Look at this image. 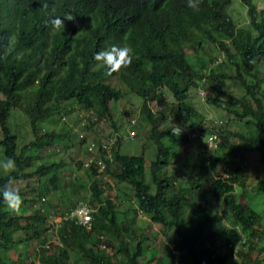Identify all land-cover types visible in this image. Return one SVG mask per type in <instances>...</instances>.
I'll return each instance as SVG.
<instances>
[{"label":"trees","instance_id":"16d2710c","mask_svg":"<svg viewBox=\"0 0 264 264\" xmlns=\"http://www.w3.org/2000/svg\"><path fill=\"white\" fill-rule=\"evenodd\" d=\"M46 1L20 0L13 9L0 3V159L11 157L17 166L11 172L0 170V186L7 183L11 188L17 180L36 177L39 203V208H24L37 202L18 190L23 214L0 202V264H34L30 254L38 264H227L234 254L228 243L236 245L241 233L246 242L235 253L237 264H264L262 216L248 200L242 203L239 199L247 176L242 162L254 152L264 165V8L253 0H238L248 18L238 23L231 14H239L233 0H199L195 9L186 0H161L147 3L155 10L144 29L137 25L129 30V23L117 22L107 12L95 23L96 8L85 0H60L62 12L48 4L44 7ZM60 12L73 19H63L64 29L55 32L47 21ZM90 32L91 37L84 40ZM104 40L124 42L132 49L133 59L118 78L123 90L107 82L112 70L94 58ZM220 56L222 62L212 65ZM209 72L207 102L233 114L243 126L224 136L226 141L230 136L235 139L230 148L219 143L211 153L183 157L180 162L174 147L187 137L176 135L171 127L160 128L159 123L180 122L187 129L208 132L210 124L205 123L204 114L187 99L190 87ZM225 81L240 87L243 95L234 97L221 89ZM166 91L172 93L171 106ZM127 93L142 98L138 121L146 124L142 135L154 144L148 168L143 151L121 153L118 141L113 161L105 160L103 173L98 171L97 159L105 151L98 149L95 154L84 147V161H76L68 179L61 159L39 164L26 154L25 150L40 151L67 139L70 128L61 118L71 110L90 112L95 118L90 128L101 119L112 120L110 103ZM149 101L159 106L157 111H152ZM12 109L27 117L35 135L19 152L8 121ZM45 123L50 127L43 130ZM111 124L116 130L115 122ZM94 154L95 160L85 165V159ZM173 163L176 170L166 169ZM189 167L214 173L206 201L200 179L178 182L180 171ZM104 176L131 186L137 208L120 209L118 200L125 199L108 196ZM70 186L76 191L74 197ZM255 190L264 194L263 180ZM56 197L62 211L87 203L90 227L85 228L77 218H62L47 232V213ZM191 197L199 198L193 207ZM137 211L161 226L159 247L155 245L157 231L147 233L136 227ZM20 231L25 238L16 236ZM32 239L35 245L29 251ZM223 240L226 248L220 254L218 244ZM254 251L259 254L252 259Z\"/></svg>","mask_w":264,"mask_h":264},{"label":"rangeland","instance_id":"374dc122","mask_svg":"<svg viewBox=\"0 0 264 264\" xmlns=\"http://www.w3.org/2000/svg\"><path fill=\"white\" fill-rule=\"evenodd\" d=\"M254 1H258L257 5L259 8L264 7V0L263 2L262 0H254ZM238 3H239L238 0H233L232 5L235 7L237 11H239V14L234 15V12L232 11L231 13L234 19L238 21V23L246 22L248 18L245 13V8L241 7ZM111 82L114 81L112 80ZM199 89L200 88L196 87L190 90L187 103L204 114L205 117L204 121L207 124L211 123V121H216L219 124H221L220 123L221 120L225 121L224 125L218 127L217 130L220 133V138H221L220 143L225 144L227 149L230 148L232 143H234L235 139L230 136L229 138H227L228 140L226 141L224 136L226 137L228 131L232 132L238 129H242L243 126L242 121L236 119L233 114H230L229 112L225 111L222 107H218L208 103L206 100L207 99L206 97L208 95L205 97L201 96ZM221 89L228 91V93L232 94L234 97H240L243 95L242 89L240 87L231 84L230 81H225L224 85L221 86ZM206 90L208 91V89ZM166 92L167 94L165 95H166V100L168 102V106H171L174 100L172 99L171 93L168 91ZM141 100L142 99L140 97H137L134 94L131 93L127 94L117 103L111 104L112 115H113L112 120H109L107 118L102 119L101 121H97L95 124H93L91 128H90L91 122L94 120V117L91 113L86 112L84 110H75L74 112H70L65 115V118L62 119L65 125H67L70 128L69 129L70 134L67 139H65L62 143L59 142L58 144H54L52 147H48L40 151L34 149L25 150L26 154L34 158L39 164L42 162L56 161L61 159L67 166L64 176H68L66 177L68 179L69 174H71L70 170L71 171L73 170L76 161H79L81 159L83 160L85 154L84 144L88 139L95 138V139L105 140L106 137L113 135V133L116 132L118 133V136L121 137L120 138L121 153L140 154V152L143 151L146 157V168H148L149 165L148 163L153 157L152 152L154 146L153 142L146 140V137L142 135V131L145 133L148 127L141 120L138 121V119L136 120L137 126L130 127V125L128 124V118H126L123 115L124 111H128L130 116L131 114H134V116H138L139 104L141 103ZM149 106L152 109V111H157L159 107L154 101H150ZM168 112H169V108H168ZM8 121L10 123L12 131L15 133L17 137L16 146H17V152H19V150H21L22 147L28 145L30 141L35 139V135L31 129L29 120L19 110L12 109ZM112 121L115 122L116 124V130H114V128L112 127L111 124ZM43 126H44L43 130L50 127L49 125H47V123H45ZM57 126L60 127L59 124H57ZM176 126H181V125L174 124L171 121L159 123L160 128H166V127L174 128ZM215 126L216 125H214L213 128ZM129 131L136 133V135L133 136V139L128 138V136H130L128 135ZM184 142L185 143L174 147V152H175L174 156L178 155L179 157L181 155L180 162L182 161L183 156L195 157V155L202 149V147H204V145H202L201 140L192 139V140H186ZM178 160L179 159H177L176 162ZM173 164H171V166L167 167L166 169L176 170V166L175 164L174 165ZM242 164L247 176L244 178V184L241 187V189H244L245 192L242 194L239 193V199L242 203H246V200H248L250 203L253 204L255 211L262 216L261 222L263 224L262 228H264V200L262 198L264 197V194L258 195L255 192L256 191L255 186L257 182L259 180L264 181V165L259 161L258 154L254 152L250 153L245 158L244 162H242ZM192 168L189 167L186 171L179 170L180 173L178 174L179 175L178 182H187V181L192 182L194 180L200 179L203 182V186L201 188V191L204 194L203 199L204 201H206L210 197V194L208 192L209 179L215 177V175L214 173L208 170L206 171L199 168H193V169ZM219 171L223 175H225L222 169H220ZM37 182L38 181L36 177H32L24 180H17L11 184V188L13 190L20 191L22 196L26 198L35 197V201L37 202L38 196H35L37 195L36 194L38 188ZM102 183L106 185V188H104V190L106 189L107 193H109L108 196H110L113 200L117 199L116 197L118 198L121 197L125 199L123 201L118 200V205L120 206V209L122 210L126 208L132 209L133 207L137 208V202L134 201L135 200L134 190L131 186L123 182L114 183V185L111 186L107 182V179L106 181H104L103 179ZM238 184L239 182L237 181L236 183L237 189L239 187ZM69 191L72 197L76 195V191L73 186H70ZM250 196L251 198H249ZM59 199H60L59 197H56V200L51 204L49 208V211L47 213L48 215L47 227H49L48 220L50 218L51 220L53 219L52 216L57 217L63 212L60 206L57 205V203L60 202ZM198 199L199 198L197 197L196 198L191 197V200L189 201L190 205L192 207L195 206L197 202H199ZM38 204H39L38 202L34 206L28 204L24 208H32V207L39 208ZM208 204L214 206L217 203L209 202ZM24 208L21 207L18 213L23 214ZM32 210H29L28 213H31ZM136 215L137 217H136L135 225L138 228V230L145 229L147 233H152L154 231H157L159 238L155 242V245L156 247H159L160 246L159 239L161 240L163 239L160 232L162 231L161 226L159 224H155L151 222L150 217L144 213H141L140 211H137ZM129 216L131 215L129 214ZM44 227H46V225ZM16 236L22 239L25 236V232L20 231L17 233ZM225 244H226V240H223L218 244L217 250L220 254H223L225 252V248H226ZM34 245H35V240L34 239L30 240V243L28 245L29 251L33 248ZM11 253H12V258H16V254L14 253V251H12ZM159 254L162 255L161 250H159ZM258 254L259 253L257 251H254L252 253V259ZM29 256H30V260L34 261V264H37V261H35L36 259L34 258V256H32L31 254ZM232 262L237 264L235 260H232Z\"/></svg>","mask_w":264,"mask_h":264},{"label":"clouds","instance_id":"9594fccd","mask_svg":"<svg viewBox=\"0 0 264 264\" xmlns=\"http://www.w3.org/2000/svg\"><path fill=\"white\" fill-rule=\"evenodd\" d=\"M19 1L20 0H0V3L4 4V5H8L10 8L13 9L14 6L17 5L16 2L19 4ZM159 1H161V0H114V1H112V0H85V4L96 8L94 10L95 15L93 16V21L95 23H98V19L102 18L105 15V13L107 12L109 17L116 19L117 22L129 23V30L130 29L134 30L137 25H139L141 29H144L145 24L147 23V19L149 18L148 15H151L155 10L154 7L148 5L147 3H149V2L157 3ZM257 2L258 1H255L256 5H257ZM262 2H263V0H262ZM47 4H48L49 8H52L55 10L59 9L62 12V5L60 4V0H47L46 3L44 4V7ZM186 4L189 8L195 9L199 5V0H186ZM243 8H245V7L243 6ZM140 9L142 11H140ZM61 12L57 16H50L48 21H47L48 23H50L52 25V29L55 32L57 31V29H61V30L64 29V20L63 19H67V20L73 19L72 15H70L69 13L67 15L60 16ZM1 14L4 16V10H2ZM87 16L88 15H84L83 19H87ZM117 31H118V29H117ZM90 37H91V32L86 34L83 39L87 40ZM100 49H101L100 51H98L94 54V58L97 61H100L104 66H106L107 68L112 70L110 72V75L107 78V82H109L112 87L121 88L123 90L124 84H120L118 78H119V74L122 71H124L125 69H127V65L133 59L132 49L130 47H128L127 43L122 42L120 44H117V43H114V42L109 41V40H107V42H106V40H104V45L101 46ZM97 50H99V49H97ZM222 59H223L222 56H220L215 63H212V65H216L217 62L221 63ZM260 73H261V75H260ZM211 75H212V73H210V72L207 73L206 75H204V77L198 81V84L196 86L190 87L189 92L192 88L198 87V88H200L199 91H200L201 96L205 97L208 95L207 97H209L211 95V88H210L208 83H209V77ZM258 75L262 76L263 72L259 71ZM112 80L114 82H111ZM206 89H208V91ZM163 91H165V90L163 89ZM0 94H1V92H0ZM127 94H130V93H127ZM131 94H133V93H131ZM165 94H167V92H165L164 95ZM126 95H123L119 100L124 98ZM134 95H136V94H134ZM171 95H172V93H171ZM137 97H139V96H137ZM2 98H3V95L1 94L0 99H2ZM165 98H166V95H165ZM172 99H173V96H172ZM119 100L112 101L110 103V106L113 103H117ZM148 103H150V101ZM111 110H112V108H111ZM70 112H72V110ZM86 112H88V111H86ZM138 113H139V110H138ZM65 115L61 119L65 118ZM123 115L126 118H128V124L130 125V127L137 126L136 120L138 119V116H134V114H131V116H130L128 111H124ZM104 119H106V118H104ZM93 121H95V118ZM224 122L225 121L221 120L220 121L221 124H219L216 121H211V123H209L210 128L208 129V132H203L198 127H194V128H192V130L187 129L180 122H178L176 124H180L181 126H176L174 128L171 127V130L176 135H179V136L185 135L187 137V140H192V139L201 140L202 145H204V147H202V149L197 154H199L201 152L211 153L215 149L218 148V144L221 141L220 133L218 132L217 128L224 125ZM214 125H216V126L213 128ZM128 135L131 136V137L128 136L129 139H133V136H135L136 133L129 131ZM120 138L121 137L118 136V133L114 132L113 135L106 137L105 140L91 138V139H88L86 141V143L84 144V147H86L87 150L95 151L94 152L95 154L98 151V149L105 151V153H103V152L101 153V154H103V157H101V154H99V157L97 159V163L100 165L98 168V171L100 173H103L105 166L107 165L105 160H108L109 162L113 161V149H114V146H115L117 141L120 143ZM183 143H185V142H183ZM95 154L92 156L89 155L85 159V165H88L90 162L95 160V157H96ZM83 161H84V159H83ZM16 167H17L16 163L11 157H5L3 159H0V170H3L4 172H11V171H14L16 169ZM103 178H104V181H106V179H107V182L111 186L114 185V182L112 180H110V178L108 176H104ZM103 187H106V185H104ZM0 202L5 203L7 206L12 208L14 211H19L20 205L22 203V198H21L18 191L13 190L6 183L3 186H0ZM83 205L88 207L89 215H90V219L85 221V222L83 221L81 216H79L78 214H73V211L76 208H79ZM52 217H53L52 220H51V218L48 220V225H49V227H47L48 232L51 231V229L53 227L52 224L54 225L55 223L59 222L62 218L70 219V220L77 218L78 223L83 225L85 228L90 227L91 220H92L91 209L87 203H79L77 205V207L69 208L66 211H63L59 216H57V217L52 216ZM239 236H240V239L236 245H234L230 241L228 243V247L234 248V254L231 258H229L228 264H230L232 262V260L236 261L237 256L235 255V253L237 252V250L240 249V244H242V243L244 244L246 242L245 235H243L241 233ZM37 264H38V262H37Z\"/></svg>","mask_w":264,"mask_h":264},{"label":"built area","instance_id":"2783aa9c","mask_svg":"<svg viewBox=\"0 0 264 264\" xmlns=\"http://www.w3.org/2000/svg\"><path fill=\"white\" fill-rule=\"evenodd\" d=\"M73 214H78L79 216H81L84 222L90 219L89 209L85 205H83L79 208H76L73 211ZM230 264H235V263L231 262Z\"/></svg>","mask_w":264,"mask_h":264}]
</instances>
